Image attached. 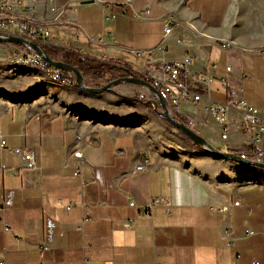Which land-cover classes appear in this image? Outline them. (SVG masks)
Listing matches in <instances>:
<instances>
[{"label":"crops","instance_id":"1","mask_svg":"<svg viewBox=\"0 0 264 264\" xmlns=\"http://www.w3.org/2000/svg\"><path fill=\"white\" fill-rule=\"evenodd\" d=\"M146 7L145 16H136ZM12 10L46 24L44 44L116 61L150 78L161 76L163 61L185 55L192 72L215 63L212 100L244 99L264 111V26L255 20V3L35 0ZM164 13L177 18L166 34ZM223 41L232 46L222 48ZM16 45L0 41V139L7 146H0V215L10 228L3 231L0 220V259L264 264L263 168L214 157L185 140L132 99L140 84L119 81L89 92L11 62L7 55ZM155 45L159 57L149 63L130 51ZM206 102H182L175 114L215 147L264 155V140L251 143L234 109L221 123ZM9 147L32 149L35 165L25 166ZM224 203L227 211L211 209ZM228 234L234 246L226 244Z\"/></svg>","mask_w":264,"mask_h":264},{"label":"built area","instance_id":"2","mask_svg":"<svg viewBox=\"0 0 264 264\" xmlns=\"http://www.w3.org/2000/svg\"><path fill=\"white\" fill-rule=\"evenodd\" d=\"M29 1L35 0H0V36L18 35L36 41L42 45L44 44L45 37L49 33L46 24L43 21H35L20 17L12 10L14 4H26ZM41 1L53 2V0ZM147 6H149L148 3ZM59 7L58 5L50 6L51 9H57ZM120 11H124V8H120ZM117 12L118 11L111 10L110 14L113 16ZM147 13L148 7L143 11L141 10V12L135 11L136 16L139 17L145 16ZM162 20L164 34L168 33L177 22V18L172 17L170 13H164ZM220 46L222 48H229L232 45H229V41H223ZM160 50L161 47L159 45L149 48L130 49V51L144 63L155 61L159 57ZM7 57L9 60L39 63L42 64V66L49 65L54 69L50 73H55L56 76L60 77L57 68L50 65L38 51L26 44L18 43ZM190 61L189 55H185L183 58L172 62L163 61L160 64L161 76L151 79L150 83L163 94L170 113H175L178 105L182 102L197 103L201 100H207L205 106L209 108L213 118L217 122L223 123L227 121L230 109H234V111H236L239 127L250 133L251 143L257 145L259 142H262V140H264V111L248 103L244 99L233 98L226 101L212 100L209 95V82L213 78V70L216 66L215 63L206 64L205 68L199 72H192L188 69ZM225 69L227 71L230 67L225 66ZM64 79H66V83H70L69 74L66 75ZM222 79L224 80L225 78L223 77ZM139 94L142 97L155 98L154 94L146 86L141 87ZM225 136L226 131L222 130L220 137L225 138ZM0 146L7 147L3 138L0 139ZM9 149L21 156L25 166L32 167L35 165L32 149L20 147H9ZM1 167L4 168V165H1ZM141 168V164L135 166L136 170ZM75 174L78 175L79 172L75 171ZM154 202L165 203L160 198H156ZM150 205L151 203H148V206ZM229 208L230 205L228 203L211 207V209L218 211H227ZM84 219L85 218L81 219V223ZM0 220H2L3 231H10L9 225L3 221L1 215ZM226 237V244L228 246H234V237L231 234L226 235ZM235 257H239L237 251H235ZM0 264H6L4 257L0 259Z\"/></svg>","mask_w":264,"mask_h":264},{"label":"water","instance_id":"3","mask_svg":"<svg viewBox=\"0 0 264 264\" xmlns=\"http://www.w3.org/2000/svg\"><path fill=\"white\" fill-rule=\"evenodd\" d=\"M92 1L93 0H79V3H87ZM0 41L17 42L32 47L34 50L38 51L39 54L44 58V60L47 61L50 65L54 66L57 69L71 72L74 76L75 85L78 88L89 92H100L106 89H110L115 83L119 81H129L146 86L155 96V98H148V100H151L152 102L157 101L161 105L162 110L159 111V113L164 117L165 121L169 125L181 131L185 136L189 137V139L198 147L204 149L207 153L213 155L214 157L226 158L231 161L254 165L264 169V160L258 158H250L242 154H237L231 150H222L218 147H215L214 145L209 143L203 136L198 134L193 128L187 126L179 120H176L170 113L163 94L146 79H143L139 76H116L100 86L89 85L84 82L82 73L76 67L63 62L60 59H51L43 50L41 44L36 41L26 39L25 37L18 35L0 36ZM132 99H134V97H132Z\"/></svg>","mask_w":264,"mask_h":264},{"label":"trees","instance_id":"4","mask_svg":"<svg viewBox=\"0 0 264 264\" xmlns=\"http://www.w3.org/2000/svg\"><path fill=\"white\" fill-rule=\"evenodd\" d=\"M41 46L51 59H60L61 61L76 67L82 73L84 82L86 84H93L94 86H100L116 76H139L151 82L150 77H147L137 71H134L131 67H128L125 64L122 63L119 64L116 61L91 58L82 54L77 49L57 48L47 44H42ZM261 50H264V48H262ZM43 70L45 72L50 73L54 69L51 68L49 65H46ZM57 71L60 74V77L58 78L59 82L66 83L64 77L69 74L70 84L75 85L74 76L72 73L62 69H58ZM133 97L136 101L140 102L145 108L151 111L154 115L165 120L164 117L159 113V111L162 110V107L157 101L152 102L151 100H148V98L140 96V94L137 92L133 93ZM173 117L176 120L183 122L187 126H190L189 121L185 117L177 113L173 114ZM185 137L187 140H190L189 137L187 136ZM192 144L196 145L194 142H192ZM232 151L237 154H242V155L245 154L238 150H232ZM247 155L252 156L253 153H248Z\"/></svg>","mask_w":264,"mask_h":264},{"label":"rangeland","instance_id":"5","mask_svg":"<svg viewBox=\"0 0 264 264\" xmlns=\"http://www.w3.org/2000/svg\"><path fill=\"white\" fill-rule=\"evenodd\" d=\"M165 1L170 2V3H174V2H178L180 0H165ZM237 1H239L240 3H255V20H258V23H260L261 25L264 26V0H237ZM263 33H264V31H263ZM141 87L142 86L140 85L139 90L141 89ZM137 93H139V92L137 91ZM173 114H175V113H172V115ZM171 127H173V126H171ZM174 129H176V128H174ZM177 131L179 134L183 135V138H185V140H187L185 135L181 131H179L178 129H177ZM243 153H245V152H243ZM248 153H253V155L249 156V155H247ZM244 155L247 157H250V158H258V159L264 160V155L255 154V151L252 148L249 150V152L245 153Z\"/></svg>","mask_w":264,"mask_h":264},{"label":"bare ground","instance_id":"6","mask_svg":"<svg viewBox=\"0 0 264 264\" xmlns=\"http://www.w3.org/2000/svg\"><path fill=\"white\" fill-rule=\"evenodd\" d=\"M11 62L13 63H21V64H26V65H30V66H34V67H38L40 68L41 70L44 69L45 66H42V64H39V63H32V62H25V61H19V60H10ZM48 73V72H47ZM50 75V77L53 79V80H57L58 81V78L59 76H56L55 73H48ZM66 80V79H65Z\"/></svg>","mask_w":264,"mask_h":264}]
</instances>
